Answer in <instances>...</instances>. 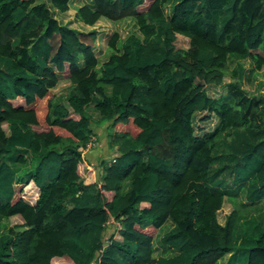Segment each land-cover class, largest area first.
<instances>
[{
	"label": "trees",
	"instance_id": "1",
	"mask_svg": "<svg viewBox=\"0 0 264 264\" xmlns=\"http://www.w3.org/2000/svg\"><path fill=\"white\" fill-rule=\"evenodd\" d=\"M145 1L76 7L88 26L135 18L140 34L118 47L113 32L100 63L97 30L55 14L70 0H0V264H264V95L243 89L241 64L248 79L264 68V0H175L168 14L169 0ZM64 70L70 91L55 99ZM202 112L215 122L198 130ZM100 120L117 154L87 177ZM168 222L155 244L149 230Z\"/></svg>",
	"mask_w": 264,
	"mask_h": 264
},
{
	"label": "rangeland",
	"instance_id": "2",
	"mask_svg": "<svg viewBox=\"0 0 264 264\" xmlns=\"http://www.w3.org/2000/svg\"><path fill=\"white\" fill-rule=\"evenodd\" d=\"M150 0H146L144 4L141 5V7H143L144 5H146ZM89 2V0H70V6L69 9L61 12V11H55V14L57 17L60 18V20L62 22H70L71 25L76 26V27H80L81 29H95L97 30V34L98 37L96 38L95 41V46H96V50L98 52L99 55V61L100 63L103 62L108 55L112 52V48H110L107 44V39L108 37L113 33V32H118L119 34V39L117 42V46L120 47L121 42L130 34V33H139L138 30V26L136 24L135 18L133 16H126L124 18H120L117 20H109L105 17H101L98 22H96L92 27L88 26V25H83L80 24L79 22L76 21V19L74 18V13L76 10V7L82 3H86ZM175 2V0H169L168 3L165 4V11L166 13H170L171 8H172V4ZM188 37L178 34L177 35V39H176V46L177 47H182V48H186L188 46ZM241 64L244 67V74H243V81H242V87L243 89L246 90V92L249 94V96H259L260 94L264 95V68L257 70L250 79H248L247 73L251 67V63L249 61V59H242L241 60ZM235 63L234 62H228L227 68H226V74L223 78V81L221 84H217L214 85L213 87L209 88V93L213 96H217L221 93H225L226 92V84L227 82L232 79L231 76V70L234 67ZM70 81H69V77H68V72L67 70H64L63 72H61L60 75V81L59 83L51 88V93L53 94V96L55 97V99L57 98H63L65 97V95H67V93L70 91ZM68 91V92H67ZM89 112L91 113L92 117H96V113L97 111L95 110V108L90 105V107L88 108ZM208 112H202L200 114H198V130H200L201 128H210L213 126V123L215 122V118L213 117V119L210 116H207ZM95 121V120H94ZM40 126H36V128L38 129H42L43 127L46 128V124L43 121V116L40 118ZM4 127L7 128V126L4 124ZM92 127H93V133L96 135L98 141L95 147H92L90 149H88L87 151H83L84 154H87L89 156H93L96 154H101V152H107L105 150H103L102 148H107L108 144H107V137H106V133H107V122L100 120L98 124H96L95 122L92 123ZM125 128H127L128 130H130L132 133L135 132V128L133 127L132 124L129 125H125ZM55 131L58 133H61L63 135L68 134L67 131H65L64 129L60 128V127H54ZM106 145V146H105ZM104 146V147H103ZM95 148V149H94ZM116 149V146L114 147ZM101 156L109 161L112 158V155H107V154H101ZM28 160L29 163L32 165L33 162H31V157L30 155H28ZM90 170V173H87V170ZM95 169V170H94ZM86 173H87V177L89 176H94L95 178V171L98 172V175L101 172V169L99 167H96L92 165V163H87V169H85ZM98 177V176H97ZM96 177V179H97ZM99 179V177H98ZM28 196L31 197L32 196V192L29 191L28 192ZM240 201L243 200V196L240 195L238 198ZM256 203H264V201H257ZM141 205H145V203H141ZM233 203L231 202V200L229 199H225L224 200V204L222 206V208L219 211V220L223 222L224 220V216L225 214L232 208ZM244 211L243 213H254L255 211L253 210V208H251L249 205L245 204L244 206ZM20 218L19 217H13V218H9L7 219L8 222L12 221L13 223H15L14 221H19ZM113 223V224H112ZM108 223L105 226V229L103 230V236L104 237H108L109 233L113 230V226L115 227V223ZM171 226V223L168 222L166 223V225H164L162 228L159 229H150L149 232L154 235V239L153 242L155 244L159 243V236L164 232L163 230L168 229ZM174 251H170L168 254H173ZM228 255H225V257L223 258L226 259ZM63 264H71V262L68 260V262L66 263L65 261H62ZM55 264V263H54Z\"/></svg>",
	"mask_w": 264,
	"mask_h": 264
},
{
	"label": "crops",
	"instance_id": "3",
	"mask_svg": "<svg viewBox=\"0 0 264 264\" xmlns=\"http://www.w3.org/2000/svg\"><path fill=\"white\" fill-rule=\"evenodd\" d=\"M89 27H90V25H89ZM92 27V26H91ZM106 146V145H105ZM104 147V146H103ZM95 149V148H94ZM103 150H105V151H107L106 153L105 152H101V154H109V155H112V157L113 156H115L116 154H117V149H115L114 147L113 148H110V149H108V148H102ZM101 154H96V155H93L92 156V158H91V160H92V162H93V167L94 166H96V167H99L98 165H97V161H98V159H97V157H102L101 156ZM100 168V167H99Z\"/></svg>",
	"mask_w": 264,
	"mask_h": 264
},
{
	"label": "built area",
	"instance_id": "4",
	"mask_svg": "<svg viewBox=\"0 0 264 264\" xmlns=\"http://www.w3.org/2000/svg\"><path fill=\"white\" fill-rule=\"evenodd\" d=\"M97 141H98V139H97L96 135L94 133H92L90 135L89 140L86 142L85 147L83 148V151L84 150L87 151L88 149L95 147L97 144ZM111 159H113V157ZM118 227H120V226L118 225Z\"/></svg>",
	"mask_w": 264,
	"mask_h": 264
}]
</instances>
